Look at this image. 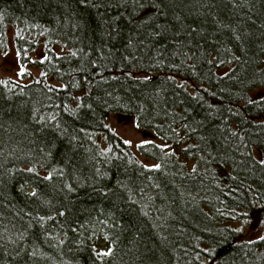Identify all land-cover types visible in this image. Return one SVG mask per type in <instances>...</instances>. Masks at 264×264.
I'll use <instances>...</instances> for the list:
<instances>
[{
  "label": "trees",
  "instance_id": "trees-1",
  "mask_svg": "<svg viewBox=\"0 0 264 264\" xmlns=\"http://www.w3.org/2000/svg\"><path fill=\"white\" fill-rule=\"evenodd\" d=\"M10 27L39 74L0 78V264H264V0H0Z\"/></svg>",
  "mask_w": 264,
  "mask_h": 264
},
{
  "label": "rangeland",
  "instance_id": "rangeland-1",
  "mask_svg": "<svg viewBox=\"0 0 264 264\" xmlns=\"http://www.w3.org/2000/svg\"><path fill=\"white\" fill-rule=\"evenodd\" d=\"M15 28L10 27L9 28V38H8V47L7 50L0 49V78H6V77H12L16 80H19L23 83H29L33 81V76H36L39 74V70L36 69L33 66H27L26 68L29 71L28 74H24V68L21 66L18 54L14 45V33ZM57 51L59 53L66 52V48H64L62 45H57ZM43 49L40 48L36 53L32 55V57H37L39 55H42ZM108 125L113 129L116 133H118L122 138H124L131 148L139 154V144L144 141L148 140H157L158 142H161L160 139H157L154 134L152 133H146L143 130L139 129L134 121V118L132 117H124L123 119L120 118L119 115H111L108 119ZM139 158L144 163H152L155 164V162H151L148 158L145 156L139 155ZM151 164V165H152ZM148 165V164H147ZM105 244L102 243V247H104Z\"/></svg>",
  "mask_w": 264,
  "mask_h": 264
},
{
  "label": "water",
  "instance_id": "water-1",
  "mask_svg": "<svg viewBox=\"0 0 264 264\" xmlns=\"http://www.w3.org/2000/svg\"><path fill=\"white\" fill-rule=\"evenodd\" d=\"M120 118H121V119H123V118H124V116H120Z\"/></svg>",
  "mask_w": 264,
  "mask_h": 264
}]
</instances>
